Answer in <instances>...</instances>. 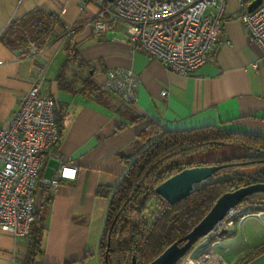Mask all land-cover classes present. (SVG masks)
Instances as JSON below:
<instances>
[{"label":"crops","instance_id":"1","mask_svg":"<svg viewBox=\"0 0 264 264\" xmlns=\"http://www.w3.org/2000/svg\"><path fill=\"white\" fill-rule=\"evenodd\" d=\"M224 1L223 34L211 60L181 75L158 58L132 51L120 31L105 37L94 34L88 21L96 5L90 2L0 0V123L10 119L32 79L42 72L41 90L56 101L59 138L58 157L48 149L41 173L56 175L61 161L77 168L74 179H62L53 188L37 187L35 208L43 209L45 230L34 264H102L98 242L108 197L98 191H111L124 175L126 166L118 153L141 147L137 134L150 120L170 129L217 124L264 136V54L244 31L238 0ZM34 8L55 17L51 38L56 39L35 53H21L7 46L1 35L12 19ZM71 27L75 59H68L60 45L61 35ZM64 64L70 88L59 87L56 78ZM114 66L130 67L138 75L132 105L105 91L104 70ZM87 78L96 89L86 86ZM128 113L145 117L130 123ZM231 230L209 244H196L192 256L212 244L224 264H264V251L253 254L264 245V215L244 216ZM28 250L29 238L0 229V264H24Z\"/></svg>","mask_w":264,"mask_h":264},{"label":"built area","instance_id":"2","mask_svg":"<svg viewBox=\"0 0 264 264\" xmlns=\"http://www.w3.org/2000/svg\"><path fill=\"white\" fill-rule=\"evenodd\" d=\"M253 1L238 0V18L249 40L264 54V0L249 10ZM86 2L96 5L88 21L94 34L105 37L110 32L120 31L124 35L121 40L127 42L132 51L158 58L166 69L181 75L192 74L211 60L223 34L224 0H82ZM72 28L60 37V45L75 59L70 41ZM112 37L117 38V35ZM66 42H69L67 46ZM29 51L35 53L38 49L30 43ZM252 66L257 64L254 62ZM104 72L105 89L124 104L132 105L137 94V73L123 66L109 67ZM43 80L40 72L32 79L10 119L0 123V229L13 237L30 236L37 187L53 188L62 179H74L77 173V168L69 161H61L56 175L41 173L48 149L58 157L59 138L56 101L41 90ZM165 93L161 91L162 95ZM245 203L232 207L198 243L209 244L221 230L230 232L238 217L262 213L261 210L244 213L248 206ZM208 247L212 248V244ZM191 252L179 264L204 261L200 256L192 258ZM222 263L220 259L219 264Z\"/></svg>","mask_w":264,"mask_h":264},{"label":"trees","instance_id":"3","mask_svg":"<svg viewBox=\"0 0 264 264\" xmlns=\"http://www.w3.org/2000/svg\"><path fill=\"white\" fill-rule=\"evenodd\" d=\"M55 20L51 13L34 8L20 18L12 19L2 33L1 39L10 48L20 49L21 53L29 51L30 43H33L36 49H42L56 39L51 38ZM74 29L73 27L72 31ZM68 43L66 42L65 46ZM75 46L73 44L74 56L77 57ZM64 70L65 64L56 78L59 87L70 88ZM89 75L87 73L86 77ZM86 82L88 88L96 89L88 78ZM105 91L101 92L106 94ZM56 110L57 105L55 112ZM127 116L130 123L145 117L142 114L130 113ZM56 121L58 122L57 119ZM121 127L122 124L117 128ZM137 138L141 143L139 149L129 153H118L126 166L124 175L111 191H98L102 196L108 197L103 230L98 242L102 264H132L133 259L135 264H147L167 246L190 231L223 192L250 182L264 181V155L257 154L264 153L262 135L227 130L217 124L170 129L150 120L137 134ZM225 143L240 144L255 153L219 160L192 158V154L197 150ZM248 160L254 161L236 164L238 161ZM220 163H226V166L217 170L211 179L196 185L189 195L173 204L168 203L155 191L160 182L185 167ZM249 165L254 168L249 171L240 169ZM241 202L248 203L243 210L244 213L264 211V192L248 195ZM44 230L41 207L35 211V218L30 225L29 250L24 264L35 263V256L41 252ZM232 233L233 230H230L222 235L216 234V237L223 238ZM199 241L200 239L176 264H179ZM262 251L264 245L257 247L253 254Z\"/></svg>","mask_w":264,"mask_h":264},{"label":"water","instance_id":"4","mask_svg":"<svg viewBox=\"0 0 264 264\" xmlns=\"http://www.w3.org/2000/svg\"><path fill=\"white\" fill-rule=\"evenodd\" d=\"M259 2L260 0H254L249 4L248 9L252 10ZM257 154L264 155L262 152ZM253 161L254 160L236 162V164ZM225 166L226 163L185 167L160 182L156 186L155 191L168 203L173 204L189 195L195 189L196 185L207 181L217 170ZM255 192H264V181L258 180L250 182L233 190L223 192L190 231L167 246L158 256L147 264H176L177 261L183 257L201 237L205 236L232 207L240 203L246 196ZM224 233L225 230H221L218 235ZM132 264H135V259H133Z\"/></svg>","mask_w":264,"mask_h":264},{"label":"rangeland","instance_id":"5","mask_svg":"<svg viewBox=\"0 0 264 264\" xmlns=\"http://www.w3.org/2000/svg\"><path fill=\"white\" fill-rule=\"evenodd\" d=\"M254 153L255 152H253V150L248 149V148H246V147H244V146H242L240 144L225 143V144H219V145H212V146L197 150V151H195L192 154V158L193 159H198V160H202V159H205V160H219V159H222V158H229L231 156H240V155H244V154H254ZM238 162H240V161H238ZM253 168H254V166H250V165L246 166V167H240V169H244L246 171L252 170ZM209 179H211V178H209ZM262 215H264V211H262V213L259 214L258 216H262ZM239 219L240 218L238 217L236 219V222ZM225 233H228V232L225 231ZM217 239L218 238L215 236V237L211 238V241H215ZM203 254H206V255L203 256ZM212 254L218 255L216 253V251L214 250L213 245H212V248H209V247L205 248L197 256H195V255L192 256V254H191V257H199L200 256L201 258H203L204 261L199 263V264H211L210 262H207L205 260H209L210 256H212ZM222 264H224V263H222Z\"/></svg>","mask_w":264,"mask_h":264},{"label":"bare ground","instance_id":"6","mask_svg":"<svg viewBox=\"0 0 264 264\" xmlns=\"http://www.w3.org/2000/svg\"><path fill=\"white\" fill-rule=\"evenodd\" d=\"M211 264H219L220 263V257L218 255H212L210 256L208 260ZM188 264H196L193 261H189Z\"/></svg>","mask_w":264,"mask_h":264}]
</instances>
